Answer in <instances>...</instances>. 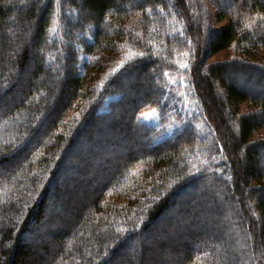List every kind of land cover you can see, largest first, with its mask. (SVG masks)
I'll use <instances>...</instances> for the list:
<instances>
[{"label": "trees", "instance_id": "1", "mask_svg": "<svg viewBox=\"0 0 264 264\" xmlns=\"http://www.w3.org/2000/svg\"><path fill=\"white\" fill-rule=\"evenodd\" d=\"M98 49L117 64L90 65L82 55ZM246 84L264 92V0H0V167L13 164L0 174V264H110L129 239L137 254L119 264H223L178 242L199 213L164 215L186 212L177 196L201 184L230 264H264V96ZM144 138L106 159L102 180L85 174ZM62 170L69 186L54 183ZM71 186L91 191L70 219L55 210ZM162 226L173 235L149 245Z\"/></svg>", "mask_w": 264, "mask_h": 264}, {"label": "rangeland", "instance_id": "2", "mask_svg": "<svg viewBox=\"0 0 264 264\" xmlns=\"http://www.w3.org/2000/svg\"><path fill=\"white\" fill-rule=\"evenodd\" d=\"M209 9L212 13L214 10V7L209 5ZM211 15V16H212ZM227 55L226 51H219L217 52L214 56H212L211 59H222ZM86 58V61L88 63H91L90 65L96 64V62H100L105 64V66H109L110 64H112L113 62H115L117 64V60L115 61V59H113V57H110L111 54L106 52L103 49H98L96 51L90 52V53H84V55H82ZM91 67V66H90ZM92 70V69H91ZM140 81H142V83L144 84L146 81L148 80H144V79H140ZM247 89L254 91L255 93H257L258 95H263L264 96V92H261L260 88H256L254 85L251 84H246L245 85ZM145 87V86H144ZM18 95V92L13 91L11 92V96H9L3 103L8 105L9 103H11V100H13V98H15ZM3 105V104H2ZM4 106L0 107V113L2 111ZM249 107L246 104L241 105V109L243 110H247ZM155 111L153 108H145L143 110H141L140 112V116L141 118H143L146 121H153V119L155 118ZM113 117V116H112ZM123 117V115H122ZM121 117V118H122ZM127 116H124L122 118V120H124V122L127 120L126 118ZM111 120V119H107V116L105 117H99V119L97 120V122L99 123V125L101 124H105V120ZM114 118L118 119L117 116H114ZM119 120V119H118ZM101 123V124H100ZM134 132V130H133ZM153 133V132H152ZM154 134V133H153ZM105 135V134H104ZM134 134H132L133 136ZM131 136V137H132ZM148 138H144L142 140H138L137 139L134 141L137 145H135V147L131 146V143H121V145H119L118 147H114L112 149V152H108V153H102L100 156L101 158H99L97 160V162L93 163V165H90L92 167L88 166L86 167V172L85 174H91L96 178V176H99V178L97 180H102L104 178V174L105 172L108 170L106 167V162L105 160H111L114 158H125L127 156V154L130 153V151L133 152V154H137L139 153L142 149H145L147 147V143H148ZM78 151H84V149L81 148V146H78ZM87 148H85L86 150ZM90 149H93L92 146L90 147ZM103 157V158H102ZM261 157L264 158V153L261 154ZM13 167V164L11 165H2L0 167V174L5 173L6 171L10 170ZM107 169V170H106ZM96 170V172L94 173V171ZM106 170V171H105ZM80 171H83V169H80ZM63 172L64 170L61 171V173L59 174V176H57V179L55 180V184L61 183L63 182H68V186L70 185V182L68 181V175L66 176V179H63L62 181L60 179H62L63 176ZM65 178V177H64ZM74 179V176H72V181ZM62 182V183H63ZM207 187L205 186V184H201V185H191L187 188H185L186 190L184 192H182V194L180 193L177 196V204L178 206H185V208L188 210H186V212H181V213H177V214H173L174 212H172V210H167L166 213L164 215H169L172 216L174 215V218L176 219H185L188 217V219H190L189 214L191 215V219L195 218V215L199 213V216H201V220H200V227L198 226L194 228V230L192 231L193 233H190V235L187 237H183L181 240L179 239L178 242L185 245H191V246H198L201 244H208V246L213 247L212 249L215 250L217 253L220 254L221 257H223L222 261L223 264H230V260H231V254L232 251L230 250L231 247V243H232V237L231 234L229 233H225L223 232V230L220 229L221 227V218L219 216V213H212L211 211L212 206L211 204H209L206 201H203L205 199L206 194L209 193V190L206 189ZM91 190L89 188V186H81V187H69L68 190V195H67V200H66V205L64 208H56V212L59 214H63L64 216H67L68 218L70 217L71 219V213H73V209L76 208V205H78L79 203L83 202L84 198L87 197L90 193ZM264 196V195H263ZM74 206V207H73ZM49 209V208H48ZM53 209V207H52ZM180 210V208H179ZM188 214V215H186ZM173 232L170 229H167L166 226H162V228L147 233L143 236L144 240H146L147 242H149L150 244H153L151 238L152 237H156V236H160V235H173ZM150 236V237H149ZM152 236V237H151ZM41 239L46 240V237L44 233L41 234ZM190 237V238H189ZM127 242L125 243V245L123 247H121V249L114 253L115 255H113V257L111 258V263L110 264H119V262H117L119 259V257H123V255H127L129 254L133 259L135 258V255L137 254V250H138V246L136 244L135 241H133V239H129L126 240ZM42 242H34V244H32V248H36V250L39 248V245ZM230 248V249H229ZM231 252V254H230ZM38 253L41 254L42 256H44L42 250L38 249ZM163 262V260H162ZM160 262V263H162ZM159 263V264H160ZM164 264V263H163Z\"/></svg>", "mask_w": 264, "mask_h": 264}]
</instances>
